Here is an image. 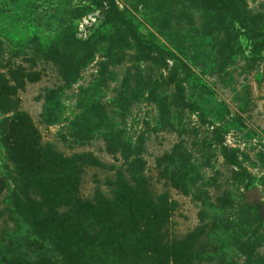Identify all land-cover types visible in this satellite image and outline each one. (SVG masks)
Returning <instances> with one entry per match:
<instances>
[{
  "label": "rangeland",
  "instance_id": "1",
  "mask_svg": "<svg viewBox=\"0 0 264 264\" xmlns=\"http://www.w3.org/2000/svg\"><path fill=\"white\" fill-rule=\"evenodd\" d=\"M219 1L0 0V264H264V0Z\"/></svg>",
  "mask_w": 264,
  "mask_h": 264
},
{
  "label": "trees",
  "instance_id": "2",
  "mask_svg": "<svg viewBox=\"0 0 264 264\" xmlns=\"http://www.w3.org/2000/svg\"><path fill=\"white\" fill-rule=\"evenodd\" d=\"M103 3L104 2H107L108 6H109V11L107 12L106 16L107 18L109 19V21L113 24H122V17L121 15L117 12L118 10L115 8L114 6V0H101ZM216 2H219V3H222L223 2H220L219 0H215ZM226 1V0H225ZM227 7H231L235 10L236 14H235V19L239 20L240 22L244 23V25L246 26V28L248 29L249 28V23L246 19V17H244L239 9L237 10L235 8V6H233L232 3L230 2H227L226 3ZM141 55V54H140ZM139 55V56H140ZM219 264H227V260L226 259H223L222 261L219 262Z\"/></svg>",
  "mask_w": 264,
  "mask_h": 264
}]
</instances>
